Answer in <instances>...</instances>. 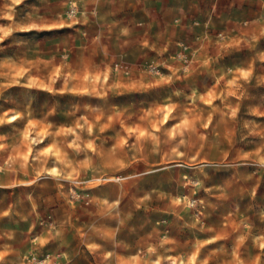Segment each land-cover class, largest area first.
Here are the masks:
<instances>
[{
  "label": "rangeland",
  "instance_id": "1",
  "mask_svg": "<svg viewBox=\"0 0 264 264\" xmlns=\"http://www.w3.org/2000/svg\"><path fill=\"white\" fill-rule=\"evenodd\" d=\"M0 0V264H264V10Z\"/></svg>",
  "mask_w": 264,
  "mask_h": 264
},
{
  "label": "crops",
  "instance_id": "2",
  "mask_svg": "<svg viewBox=\"0 0 264 264\" xmlns=\"http://www.w3.org/2000/svg\"><path fill=\"white\" fill-rule=\"evenodd\" d=\"M115 1V0H111ZM126 5H136L142 9L162 8L170 5L168 0H123ZM173 6L182 8L189 6L192 9H211V7H231L237 10L251 9L264 10V0H172ZM211 6V7H210Z\"/></svg>",
  "mask_w": 264,
  "mask_h": 264
}]
</instances>
